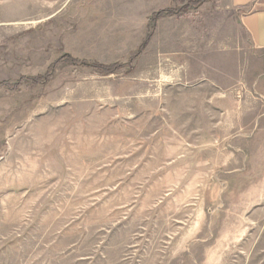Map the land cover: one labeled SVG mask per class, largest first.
Listing matches in <instances>:
<instances>
[{"label": "rangeland", "instance_id": "1", "mask_svg": "<svg viewBox=\"0 0 264 264\" xmlns=\"http://www.w3.org/2000/svg\"><path fill=\"white\" fill-rule=\"evenodd\" d=\"M248 11L0 0V264H264V145L216 131L199 80H217L228 21ZM240 45L245 69L243 31Z\"/></svg>", "mask_w": 264, "mask_h": 264}, {"label": "crops", "instance_id": "2", "mask_svg": "<svg viewBox=\"0 0 264 264\" xmlns=\"http://www.w3.org/2000/svg\"><path fill=\"white\" fill-rule=\"evenodd\" d=\"M228 2L236 11L247 8L249 11L242 16L234 15L228 21V29L224 35L226 44H223L220 51V62L215 63L216 67L208 69L209 72L215 73L213 76H216L217 80L198 75L201 77L199 80L205 82L200 87L205 88L207 93L213 90L210 99L206 101L216 105V131L249 133L256 143L264 145V0ZM241 31L246 34L250 46L245 69L241 57ZM228 68L232 69L230 75L227 74ZM242 71L249 73L247 87L244 85ZM239 89H245V99L242 102L235 98V92ZM261 151L264 153V147ZM260 158L264 160V156ZM254 177L256 179L251 182L264 183V171Z\"/></svg>", "mask_w": 264, "mask_h": 264}, {"label": "trees", "instance_id": "3", "mask_svg": "<svg viewBox=\"0 0 264 264\" xmlns=\"http://www.w3.org/2000/svg\"><path fill=\"white\" fill-rule=\"evenodd\" d=\"M170 14H172V12L169 11V10H160V11L152 14V16L150 18V22L153 25L160 18H162L164 16H168ZM145 45H146V43H144L140 47L139 53H141L143 51V49L145 48ZM58 63H64V64L71 65V66H85V67H89V68H92L93 70H95L98 73L103 74V75L113 74L115 71H117L119 68L122 67L121 65H117V64H114V65H111V66H104V65H98V64H89V63H86L84 61H79L77 59H74V58H72L69 55L62 56L56 62V64H58ZM52 68H53V65L48 68V71L43 76H38V77H35V78H23V79H20V81H22V82L24 81V83L32 84V85L43 84V83H45L48 80L49 74L52 71ZM18 84L19 83H16L13 86H17ZM0 86L1 87H6V88H11L12 87V85H9L8 83H1Z\"/></svg>", "mask_w": 264, "mask_h": 264}]
</instances>
